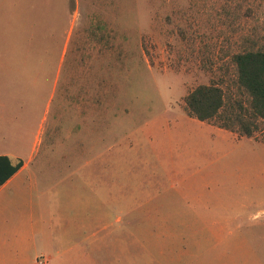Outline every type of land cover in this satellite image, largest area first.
<instances>
[{
	"label": "rangeland",
	"instance_id": "1",
	"mask_svg": "<svg viewBox=\"0 0 264 264\" xmlns=\"http://www.w3.org/2000/svg\"><path fill=\"white\" fill-rule=\"evenodd\" d=\"M259 48L264 0H0V121L22 159L74 161L93 233L76 264H264V132L219 135L184 102L233 92L232 56ZM170 171L191 175L152 180Z\"/></svg>",
	"mask_w": 264,
	"mask_h": 264
},
{
	"label": "crops",
	"instance_id": "2",
	"mask_svg": "<svg viewBox=\"0 0 264 264\" xmlns=\"http://www.w3.org/2000/svg\"><path fill=\"white\" fill-rule=\"evenodd\" d=\"M2 108L0 118L11 116L7 109ZM4 122L0 121V156L9 157L12 163L22 160L23 166L0 185V264H76L78 260L91 259L92 223L87 222L85 203L89 201L88 194L91 197V186H87V179H84L85 193L80 191L81 204H86L85 214L81 219L83 221H78V215L83 214L77 210L78 187L74 180L76 177L74 161L71 157L64 158L61 160L63 161L61 168L53 158L43 159L42 162L38 160L36 165L33 164L34 160L31 157L22 159L19 153L14 152L11 128L8 140L5 137ZM218 129L219 135L226 136L228 133L240 140L245 138ZM167 132L175 134L172 145L168 146L171 152L187 148L189 142L182 141L183 137H186V132H180L177 126L169 127ZM179 164L181 166L180 162ZM185 166L179 170L185 172ZM190 175L187 172L183 174L180 171H170L164 178L155 177L152 180L166 181L165 187L174 190L180 183L189 180ZM149 182L153 183L151 179ZM103 185L104 203L109 205L110 202H118L122 193L119 187L113 186L109 176ZM87 187L90 189L89 193ZM166 193L171 194V191L168 190ZM180 193L183 194L184 191ZM200 196H195V199ZM177 197H180L181 201H187L182 195L177 194ZM186 205L189 206V202ZM127 211H135V208ZM90 219L91 215L88 217V220Z\"/></svg>",
	"mask_w": 264,
	"mask_h": 264
},
{
	"label": "trees",
	"instance_id": "3",
	"mask_svg": "<svg viewBox=\"0 0 264 264\" xmlns=\"http://www.w3.org/2000/svg\"><path fill=\"white\" fill-rule=\"evenodd\" d=\"M236 67L235 90L227 92L221 85H200L186 95L185 110L190 118L252 139L264 132V49L246 50L231 58ZM236 95V96H235ZM23 166L0 156V185Z\"/></svg>",
	"mask_w": 264,
	"mask_h": 264
}]
</instances>
